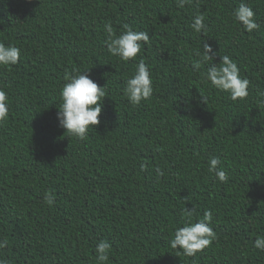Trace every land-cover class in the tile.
<instances>
[{
	"label": "trees",
	"instance_id": "trees-1",
	"mask_svg": "<svg viewBox=\"0 0 264 264\" xmlns=\"http://www.w3.org/2000/svg\"><path fill=\"white\" fill-rule=\"evenodd\" d=\"M257 30L233 12L241 0H0V43L20 49L0 66L9 115L0 124V257L10 264H264V0H244ZM197 12L206 30L190 26ZM124 25L145 31L137 60L107 50ZM207 43L214 63L227 55L249 81L232 100L192 64ZM149 66L153 95L139 106L125 95L138 59ZM210 63V62H209ZM88 71L104 87L100 124L79 140L59 126L66 78ZM218 156L228 173L208 172ZM164 175H157L156 169ZM54 204L45 203V195ZM194 220L211 210L213 243L195 256L172 249L183 210Z\"/></svg>",
	"mask_w": 264,
	"mask_h": 264
},
{
	"label": "clouds",
	"instance_id": "clouds-1",
	"mask_svg": "<svg viewBox=\"0 0 264 264\" xmlns=\"http://www.w3.org/2000/svg\"><path fill=\"white\" fill-rule=\"evenodd\" d=\"M192 0H176L177 7L184 8L190 5ZM254 10L241 0L239 7L233 12V17L246 32L251 33L259 28L255 19ZM124 30L119 36H114L111 22L104 24V31L109 40L108 52L120 60L127 62L137 60L141 52L142 43L147 44L150 36L145 31H135L129 25H124ZM196 33L206 30L205 15L197 12L190 26ZM203 50L197 51L195 55L199 59L194 60L192 67L199 72L203 64H208L206 71L201 73L204 81L220 91L227 92L232 100L244 99L249 95V81L242 78L240 69L229 56H220V63H214V52L207 43L203 44ZM20 60V49L13 45L0 43V66L10 67L16 65ZM210 62V63H209ZM75 74L66 78L60 97L62 103L57 111L59 126L70 135L79 140H85L90 127L100 124L99 117L103 108L106 92L105 86L100 87L88 75V71L80 72L74 70ZM153 84L149 66L143 58L138 59L134 74L127 80L124 92L132 105L139 106L142 101L148 100L153 95ZM8 96L0 89V124L7 121L9 115ZM157 175L163 176L161 169H156ZM208 172L220 182H227L228 173L221 166L218 156L210 157L208 160ZM45 203L49 206L54 204V198L45 195ZM185 223L183 227L177 228L173 238L170 240L172 249L182 251L184 255L192 257L198 252L209 247L216 239V234L210 227L213 221L211 210L205 211L202 218L194 220L195 210L185 208L183 210ZM6 239L0 240V249L7 246ZM255 248L264 250V235L258 236L254 244ZM111 245L107 241H99L95 247L97 264H109ZM0 264L10 262L0 257Z\"/></svg>",
	"mask_w": 264,
	"mask_h": 264
}]
</instances>
